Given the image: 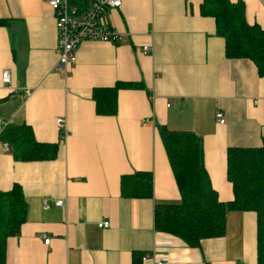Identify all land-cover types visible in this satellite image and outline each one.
Instances as JSON below:
<instances>
[{
	"label": "crops",
	"instance_id": "1",
	"mask_svg": "<svg viewBox=\"0 0 264 264\" xmlns=\"http://www.w3.org/2000/svg\"><path fill=\"white\" fill-rule=\"evenodd\" d=\"M48 1L0 0L8 21L0 27V134L26 123L39 142L58 144L54 159L19 161L0 140V191L19 184L27 202L6 264H154L142 260L150 253L167 264H258L253 211L228 212L224 235L198 247L155 228L156 204L181 199L159 126L198 135L212 187L220 201L234 200L228 149L264 145V76L255 62L226 56L204 0H122L108 19L124 39L84 41L65 75ZM230 1L264 29V0ZM115 85L117 113L99 114L94 90ZM135 172L150 173L152 197L122 196V177ZM104 220L109 227L99 226Z\"/></svg>",
	"mask_w": 264,
	"mask_h": 264
},
{
	"label": "trees",
	"instance_id": "2",
	"mask_svg": "<svg viewBox=\"0 0 264 264\" xmlns=\"http://www.w3.org/2000/svg\"><path fill=\"white\" fill-rule=\"evenodd\" d=\"M204 15L214 17L216 34L225 39L228 58H250L264 76V29L247 22L242 2L204 0ZM8 23L0 18V27ZM119 85L96 88L93 97L99 114L117 113ZM162 142L179 187L177 203L156 204L155 228L173 235L189 247L202 240L221 237L230 211H253L257 214L258 264H264V145L255 148L228 149V178L233 185L234 200L224 203L212 187L204 165L202 139L191 131H173L158 127ZM19 161L51 160L57 157L58 144L36 140L26 123L8 124L0 134ZM121 194L127 198H150L153 178L150 173L135 172L121 179ZM27 214V202L21 185L0 191V264H6L7 240L17 236Z\"/></svg>",
	"mask_w": 264,
	"mask_h": 264
},
{
	"label": "built area",
	"instance_id": "3",
	"mask_svg": "<svg viewBox=\"0 0 264 264\" xmlns=\"http://www.w3.org/2000/svg\"><path fill=\"white\" fill-rule=\"evenodd\" d=\"M48 3L54 10L59 36L57 68L64 71L65 75H68V66L76 62V51L84 41L115 42L124 39L122 34L111 26L108 19L112 9L122 6V0H49ZM143 50L148 52L149 47L144 46ZM11 82L10 72L3 71L2 83L10 85ZM216 117L219 123L226 122L222 111H217ZM56 124L61 137L65 139L69 134L66 119L58 117ZM4 147L9 150L8 144ZM57 204L64 206L65 201L58 200ZM45 207H49L48 201L45 202ZM99 226L107 228L110 223L104 220ZM49 242L50 238L47 237L45 243ZM142 260H150L154 264H167L166 260L160 259L155 253L143 255Z\"/></svg>",
	"mask_w": 264,
	"mask_h": 264
}]
</instances>
